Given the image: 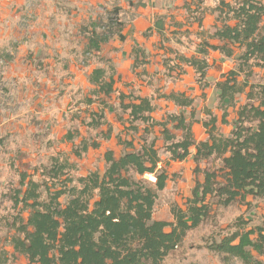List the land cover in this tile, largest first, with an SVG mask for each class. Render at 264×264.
Listing matches in <instances>:
<instances>
[{
	"label": "trees",
	"instance_id": "obj_1",
	"mask_svg": "<svg viewBox=\"0 0 264 264\" xmlns=\"http://www.w3.org/2000/svg\"><path fill=\"white\" fill-rule=\"evenodd\" d=\"M216 2L214 31L202 41L201 56L184 61L198 73V81H202L208 67L205 57L208 50L237 60L236 68L216 82L221 101L232 102L236 94L248 88L246 101L238 108L229 135H219L213 120H209L204 122L207 138L196 142L192 121L182 113H169L162 121H155L151 117L155 109L152 98L133 93L118 95L120 108L128 113L131 123L148 124L145 134L151 126L161 128L162 148L171 160H185L194 147L193 172L201 173L202 180H196L186 208L173 205L172 222L152 219L157 193L165 188L168 179L164 168L158 167L159 149L153 139H143L136 148L132 140L118 138L126 150L118 157L107 150L103 172L95 170L78 176L77 186L51 193L47 201H38L39 184L28 181L19 201L28 204L30 212L25 221L21 218L18 223L14 221L15 235L10 242L13 252L26 258L25 264H160L180 245L187 231L207 219L208 196L224 206L246 196L264 198V4L260 0ZM113 20L110 17L105 25L92 21L89 31L83 29L88 36L86 52L99 51L114 35L124 39L122 21L115 25ZM114 25L117 29H113ZM99 27L104 28L97 31ZM208 39L218 42L209 43ZM139 50L136 48L134 52L137 54ZM255 67L262 70V75L250 83ZM105 73L104 68L95 67L88 74V81L98 93L108 96L113 92L114 78L109 75L107 81ZM239 76L243 79L239 80ZM162 96L181 107L190 106L192 101L181 93ZM94 115L88 126L98 127L101 123ZM68 138L72 139L70 135ZM81 143V151H86L88 144ZM92 146L98 144L92 142ZM201 161L218 163L215 167L201 168ZM145 174H153L155 180H146ZM47 175L51 179L56 177L53 170ZM63 193L69 199L61 207L58 198ZM30 200L32 203H27ZM234 226L232 232L206 248L219 256L221 264H231L233 259L245 264H264V211L260 224L250 226L249 220L238 217Z\"/></svg>",
	"mask_w": 264,
	"mask_h": 264
},
{
	"label": "rangeland",
	"instance_id": "obj_2",
	"mask_svg": "<svg viewBox=\"0 0 264 264\" xmlns=\"http://www.w3.org/2000/svg\"><path fill=\"white\" fill-rule=\"evenodd\" d=\"M139 1L142 3L145 0ZM202 1L201 7H206V14H209L208 18L204 14L206 19L203 27H211L215 21L212 12L217 2ZM260 1L264 4V0ZM135 3V0L0 2V264L26 263L23 255L12 251L10 242L15 235L12 226L14 221L18 223L19 218L25 221L30 212L28 204L19 201L28 188V181L39 184L38 201H47L51 193L77 186L78 176L95 170L102 172L105 168V149L111 150L116 156L124 152L126 149L117 142L118 136L131 139L136 148L143 139H153L159 149L158 167L164 168L168 179L165 188L157 193L152 219L172 222L171 207L177 205L185 209L196 180L202 179L201 173L194 174L195 163L190 159L171 162L169 154L162 148L163 140L158 127H149L145 134V123L136 121L137 132L132 133L129 127L127 129V113L120 108L116 90L104 96L88 81V74L95 67L106 70L107 81L109 75L116 76V69L123 73L122 62L126 57L120 59L115 56L121 48L109 40L112 37L117 39L116 35L103 43L99 51L86 52L88 36L83 29L89 31L92 21L108 24L110 17L114 19L115 25L119 20L122 21L124 28L132 17L131 7ZM172 13L175 16L174 11ZM115 25L113 29H117ZM103 28L99 27L97 31ZM192 38L195 42V38ZM47 39L50 44H47ZM183 46L193 49L191 43L183 42ZM65 48L67 51L63 53ZM58 50H61V54ZM75 51L77 56L73 53ZM222 61L228 65L233 63L232 59ZM253 72L255 74L251 81H256L262 75V70L255 67ZM159 79L165 80L161 76ZM210 79L214 80L213 77ZM168 83L165 80V84L158 86L148 82L159 91H165ZM127 85L123 83L119 89ZM152 92L153 97H156L151 98L152 103L156 104L154 115L158 120H163L168 111L188 114V110L177 111L167 105L153 88ZM194 92V86H191L189 94L193 95ZM206 93L215 97L214 89L208 88ZM199 103H196L195 115L198 119L202 117L200 109L203 106ZM92 115L101 124L97 128H86L84 121L89 122ZM69 135L72 139L68 138ZM82 139L89 146H92V142H98L99 147H89L91 149L82 152ZM216 163L201 161L199 166L215 167ZM49 170L54 171V179L47 175ZM144 178L155 180L153 174H145ZM68 199L67 193L61 194L59 205L63 207ZM206 201L210 203L207 219L187 231L180 245L160 264H220L219 256L206 246L232 232L238 217L249 220L250 226L261 222L264 198L245 197L227 206L209 196ZM231 264L245 263L233 259Z\"/></svg>",
	"mask_w": 264,
	"mask_h": 264
},
{
	"label": "crops",
	"instance_id": "obj_3",
	"mask_svg": "<svg viewBox=\"0 0 264 264\" xmlns=\"http://www.w3.org/2000/svg\"><path fill=\"white\" fill-rule=\"evenodd\" d=\"M135 1L136 3L131 7L130 12L132 17L129 19L128 24L122 29V35L124 36V39H120L119 36H116L117 39H113L112 37V39L109 40L121 48L120 51L115 55L116 58L122 59L126 57V59L122 62L123 73H120L119 70L116 69V76H113V91L116 90L118 95L120 93H133L136 96L151 98L153 97V88L155 91H157L156 93H158V97H160V99L167 105L178 109L177 111H179V109L188 110L187 115L181 111L177 113H182L187 120L192 121L191 129L196 142L205 140L207 138L208 135L206 132V127L204 126V122H208L209 120H213V124L215 125L216 131L219 135H229L236 121L237 110L246 101L245 93L248 88H246L245 92L236 94L232 102L228 101L227 99L221 101L219 91L216 88V82L224 80L228 72L236 68V61L234 57L228 58L220 54L218 51L208 50V53L205 56L208 67L202 81H198V73L191 65H188L184 61L185 58L201 56L200 49L203 46L202 41L204 39L207 40L208 33H212L214 31V25L216 23L215 21L211 27L210 25L206 28L203 27V22L206 18H208L209 15L206 14L208 11L207 8L201 7L203 1L145 0L142 3L139 0ZM173 11L175 16L171 15L173 14ZM204 14H206V18H204ZM199 19L200 22L198 21ZM192 37L195 38V42H193ZM48 41L49 39L46 40L47 44H50V41ZM208 41L209 43L218 42L215 39H208ZM183 42H186L187 44H193V49L183 46ZM180 47L183 48V51ZM136 48L140 49V52L137 54L134 52V49ZM184 50H189V54ZM66 51L67 49L65 48L63 53ZM58 52L61 54V50H58ZM76 52L77 51L73 52L75 56H77ZM224 59H232L233 63L228 65L226 62L222 61ZM160 76L169 82L168 86L165 88V91H159L148 84V82H150L153 85H158L159 81L161 82L158 86L165 84V80H158ZM211 77H213L214 80L211 81ZM240 78L243 79V76L238 77L239 80H241ZM251 79L249 82H254V80L251 81ZM174 82H176L175 85ZM123 83H128L129 85L125 86L124 88L122 87L123 89H119L120 85ZM191 86H194L195 89L193 95L189 94ZM208 88L215 90V97H210L211 92L209 94L206 93ZM172 92L184 94L186 97L191 99L192 101L190 106H178L172 100L166 99L162 96ZM197 102H200V106L203 104L200 109V115L202 117L199 119L195 117L197 111ZM155 110L156 107L151 113V117H153L152 119L155 121H162V119L158 120V117L154 115L156 113ZM163 113L165 112H162V117ZM169 113H176V111H168L167 114ZM127 117L129 122L128 125L126 124L127 129L129 127L132 133L137 132L138 128L135 126L134 122H130L128 113ZM90 120L91 119H89V121ZM88 123L89 122L84 121L86 128H97L88 126ZM123 124L125 125V122H123ZM147 125L148 124H146V126ZM156 127L159 128L158 133L160 135L161 128L159 126ZM66 137L67 136L64 135L65 139ZM119 137L120 136L117 137V142ZM121 139L124 140V138ZM81 141L85 140L82 139ZM95 143L98 144V142ZM89 147L97 148L99 147V144L96 147L88 145L86 151L91 149ZM190 150L191 154H193L195 151L194 147H192ZM105 152L106 149L104 150V153ZM191 154L185 160L190 159V161L193 162ZM171 162H173V160H171ZM252 254L257 255L254 251H252ZM257 258L263 260V257L261 256H258Z\"/></svg>",
	"mask_w": 264,
	"mask_h": 264
},
{
	"label": "built area",
	"instance_id": "obj_4",
	"mask_svg": "<svg viewBox=\"0 0 264 264\" xmlns=\"http://www.w3.org/2000/svg\"><path fill=\"white\" fill-rule=\"evenodd\" d=\"M2 0H0V2H1Z\"/></svg>",
	"mask_w": 264,
	"mask_h": 264
}]
</instances>
